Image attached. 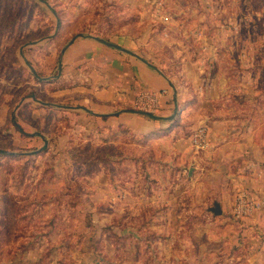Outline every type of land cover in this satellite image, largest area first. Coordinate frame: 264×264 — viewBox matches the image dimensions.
<instances>
[{
	"label": "rangeland",
	"instance_id": "rangeland-1",
	"mask_svg": "<svg viewBox=\"0 0 264 264\" xmlns=\"http://www.w3.org/2000/svg\"><path fill=\"white\" fill-rule=\"evenodd\" d=\"M77 37L133 39L176 86L232 93L210 117L232 104L264 123V0H0V149L42 152L0 161V264H259L232 227L240 189L227 217L208 211L195 129L143 143L56 110L50 81Z\"/></svg>",
	"mask_w": 264,
	"mask_h": 264
},
{
	"label": "crops",
	"instance_id": "crops-1",
	"mask_svg": "<svg viewBox=\"0 0 264 264\" xmlns=\"http://www.w3.org/2000/svg\"><path fill=\"white\" fill-rule=\"evenodd\" d=\"M140 45L128 38L108 42L98 37H77L58 60V78L73 87L58 91L52 97L59 98L68 111L97 116L104 124L117 120L118 124L140 135L168 128L174 121L189 125V129L205 124L211 148L202 158L193 156L191 160L203 162L206 178L210 179L207 187L213 197L211 202H220L223 216L227 217L239 189L264 198V123L258 118H249L240 106L234 108L232 104L224 105L223 118L210 117L217 114L213 102L219 97L230 101L232 93L223 90L220 94L211 93L204 89L199 92V84H193L192 90L183 84L176 86L175 79L142 55ZM228 84L229 78L225 85ZM143 90L168 92L153 117L133 108ZM176 132L177 129L169 137H174ZM181 141L169 145L167 153L181 152ZM198 174L195 170V177ZM226 217L219 222L230 225ZM232 225L239 230V241L251 247L247 256L250 262L264 264V210Z\"/></svg>",
	"mask_w": 264,
	"mask_h": 264
},
{
	"label": "built area",
	"instance_id": "built-area-1",
	"mask_svg": "<svg viewBox=\"0 0 264 264\" xmlns=\"http://www.w3.org/2000/svg\"><path fill=\"white\" fill-rule=\"evenodd\" d=\"M165 19L167 21L168 17ZM165 35L169 36L168 29H166ZM167 93L166 90L161 92L143 90L134 101L133 108L147 116H155L160 110L162 97ZM191 143L193 148L200 152H206L211 148L210 133L205 125H201L193 131ZM263 208V197H256L246 190H240L232 215L235 221L240 222Z\"/></svg>",
	"mask_w": 264,
	"mask_h": 264
},
{
	"label": "trees",
	"instance_id": "trees-1",
	"mask_svg": "<svg viewBox=\"0 0 264 264\" xmlns=\"http://www.w3.org/2000/svg\"><path fill=\"white\" fill-rule=\"evenodd\" d=\"M107 41V40H105ZM50 43H48L47 45H49ZM32 47V46H30ZM59 63V62H58ZM41 83V81H39ZM50 84H58L59 87H56L52 90V93H56L58 91H62V90H65V89H69V88H72L73 85H69V84H66V83H63L62 80L60 78H58L57 80L55 81H50ZM44 108H47V107H44ZM56 110H59V111H64L65 110V106H59L58 109ZM145 115V114H144ZM147 116V115H146ZM97 117V116H95ZM149 117H153V116H149ZM102 119H108V116H102ZM189 127V125L187 124H180L179 121H174V123L168 127V128H165V129H156L150 133H147V134H144V135H140V134H135L134 133V138L136 139H142V140H139V141H143V143H146L150 140H154V139H161V138H165L167 136H170L171 132L174 131L175 129H177V132L176 134H180L181 131H183V129ZM128 129V128H127ZM20 132H23L21 129H19ZM128 132H131L132 131L130 129L127 130ZM138 137V138H137ZM42 153V152H41ZM39 152H33V153H27V154H0V161H2V159H5V158H10V159H14V160H22V159H25V158H32L36 155H39L41 154ZM87 163V162H86ZM21 181H23L24 179V175H21Z\"/></svg>",
	"mask_w": 264,
	"mask_h": 264
},
{
	"label": "water",
	"instance_id": "water-1",
	"mask_svg": "<svg viewBox=\"0 0 264 264\" xmlns=\"http://www.w3.org/2000/svg\"><path fill=\"white\" fill-rule=\"evenodd\" d=\"M75 38L72 40L74 41ZM72 41L70 43H72ZM69 43V44H70ZM68 44V45H69ZM64 51V50H63ZM140 113V112H139ZM46 149V146L45 148ZM0 154H9L7 151L0 149ZM190 175H192V170L190 171ZM208 211L213 214L215 217H221L223 215L222 205L220 202L215 201L211 207L208 208Z\"/></svg>",
	"mask_w": 264,
	"mask_h": 264
}]
</instances>
